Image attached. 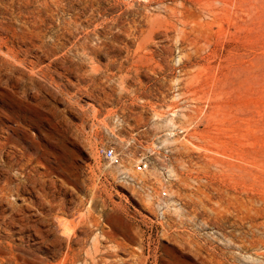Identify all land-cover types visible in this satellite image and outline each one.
I'll use <instances>...</instances> for the list:
<instances>
[{
	"label": "rangeland",
	"instance_id": "374dc122",
	"mask_svg": "<svg viewBox=\"0 0 264 264\" xmlns=\"http://www.w3.org/2000/svg\"><path fill=\"white\" fill-rule=\"evenodd\" d=\"M0 264H264V0H0Z\"/></svg>",
	"mask_w": 264,
	"mask_h": 264
},
{
	"label": "built area",
	"instance_id": "2783aa9c",
	"mask_svg": "<svg viewBox=\"0 0 264 264\" xmlns=\"http://www.w3.org/2000/svg\"><path fill=\"white\" fill-rule=\"evenodd\" d=\"M99 155H101L103 161L106 163L107 166H114L117 167L122 162V157L120 153L118 152L117 148L113 145L108 146H100L98 149ZM159 156L161 157L162 164H159L158 171L161 175H168V178L164 180V182H167L170 179V151L168 148H160L157 152ZM152 168V160L149 157L146 156H139L133 163V171L137 173H145L149 171ZM120 179H130L129 176H123L122 174L119 175ZM118 178V174H117ZM133 180V179H131ZM147 189L150 193L152 191L156 190V199L154 201V204L157 209L162 210L163 209V201L167 197V191H166V185L163 183L162 185H159L158 183H151Z\"/></svg>",
	"mask_w": 264,
	"mask_h": 264
},
{
	"label": "bare ground",
	"instance_id": "6f19581e",
	"mask_svg": "<svg viewBox=\"0 0 264 264\" xmlns=\"http://www.w3.org/2000/svg\"><path fill=\"white\" fill-rule=\"evenodd\" d=\"M15 155V154H14ZM35 160V159H34ZM9 164V163H8ZM6 166V165H5ZM11 167V166H10ZM35 172V171H34ZM45 173V172H44ZM32 179V178H31ZM23 180V179H22ZM18 187V186H17ZM52 192V191H51ZM7 193V192H6ZM3 198V197H2ZM60 208H61V206H60ZM248 213V212H247ZM259 213V212H258ZM260 214V213H259ZM59 223V222H58ZM65 225V224H64ZM62 227V226H61ZM65 227V226H64ZM58 228H59V226H58ZM59 229H61V228H59ZM72 231V230H71ZM64 235H66V234H64ZM63 235V236H64ZM66 237V236H65ZM76 241V240H75ZM71 254V253H70ZM69 256V255H68ZM73 256V255H72ZM65 258H66V256H65ZM71 258V257H70Z\"/></svg>",
	"mask_w": 264,
	"mask_h": 264
}]
</instances>
